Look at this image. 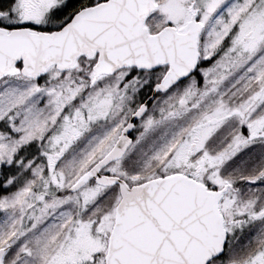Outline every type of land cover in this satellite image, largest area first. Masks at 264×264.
<instances>
[{
  "label": "snow or ice",
  "instance_id": "snow-or-ice-1",
  "mask_svg": "<svg viewBox=\"0 0 264 264\" xmlns=\"http://www.w3.org/2000/svg\"><path fill=\"white\" fill-rule=\"evenodd\" d=\"M0 264H264V0H0Z\"/></svg>",
  "mask_w": 264,
  "mask_h": 264
}]
</instances>
